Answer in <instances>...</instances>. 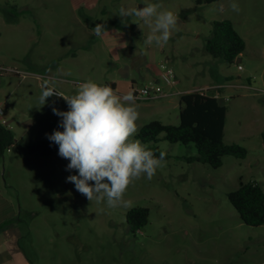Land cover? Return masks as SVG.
I'll return each instance as SVG.
<instances>
[{"label": "rangeland", "instance_id": "1", "mask_svg": "<svg viewBox=\"0 0 264 264\" xmlns=\"http://www.w3.org/2000/svg\"><path fill=\"white\" fill-rule=\"evenodd\" d=\"M239 2L248 19L240 18L238 31L263 45L254 51L249 44L239 63H228L204 49L212 21L220 20L217 3L0 0V65L17 70L0 74V118L9 120L14 135V144L0 157V181L17 206L14 224L32 264H264V223L244 224L227 196L247 182L258 183L264 191V31L259 30L257 37L245 35L262 17L264 4ZM150 3L178 17L163 46H146L151 29L134 16H119L121 7ZM97 24L105 28L102 36L93 34ZM115 26L122 28L118 40L126 45L118 53L119 61L104 40ZM132 52L139 67L130 73L135 86L153 82H146L151 73L140 67L160 75L165 62L175 80L173 86L159 83L166 95L150 100L151 107L135 100L137 132L152 120L177 125L183 91L213 94L223 86H209L227 82L233 86L220 93L226 106L223 141L244 147L246 156L226 155L217 168L189 162L186 157L196 154L193 144L171 143L160 133L155 144L166 158L156 174L151 180L143 175L134 178L123 194L126 205L109 208L88 201L66 182L68 161L58 155V146L47 135L62 131L52 109L67 111L68 106L56 95L42 105L40 86L64 97L75 95L88 80L104 84ZM60 77L67 79L59 82ZM130 140L150 145L135 135ZM135 206L147 207L149 215L146 225L132 233L125 214Z\"/></svg>", "mask_w": 264, "mask_h": 264}, {"label": "clouds", "instance_id": "2", "mask_svg": "<svg viewBox=\"0 0 264 264\" xmlns=\"http://www.w3.org/2000/svg\"><path fill=\"white\" fill-rule=\"evenodd\" d=\"M160 9L158 3L142 8L121 7L119 16H134L151 29L144 39L146 46H163L176 29L178 17ZM231 9L239 13L236 0ZM92 31L102 36L105 28L97 24ZM54 94L59 95L45 85L40 103L45 104L46 98ZM62 97L68 110L52 109L62 131L54 130L47 139L58 146V155L68 161L65 171L70 174L66 182L72 183L88 201L95 200L109 208L126 205L123 194L132 180L141 175L151 180L164 158L163 153L157 157L139 141L130 140L137 132L139 118L134 95L121 97L110 86L88 80L79 85L75 95Z\"/></svg>", "mask_w": 264, "mask_h": 264}, {"label": "trees", "instance_id": "3", "mask_svg": "<svg viewBox=\"0 0 264 264\" xmlns=\"http://www.w3.org/2000/svg\"><path fill=\"white\" fill-rule=\"evenodd\" d=\"M219 0H194L197 6L211 4ZM205 51L213 57L228 63L234 62L245 49L243 38L236 32L229 19L214 20L211 23L209 37L204 43ZM222 87L215 94L203 91H191L179 96L178 124H163L152 120L140 127L135 138L150 144L146 148L159 157L157 136L164 133V139L171 143H192L196 154L186 157L189 162L208 164L213 168L222 165V158L231 155L244 158L246 149L235 143L223 141L226 119V106L220 95ZM264 146V130L261 133ZM14 144V135L8 125L0 123V157ZM164 158L166 156L164 155ZM228 200L237 212L240 220L248 226L264 223V191L256 182H247L228 193ZM149 210L135 206L125 214L128 230L135 233L146 225Z\"/></svg>", "mask_w": 264, "mask_h": 264}, {"label": "crops", "instance_id": "4", "mask_svg": "<svg viewBox=\"0 0 264 264\" xmlns=\"http://www.w3.org/2000/svg\"><path fill=\"white\" fill-rule=\"evenodd\" d=\"M239 1L240 0H236V2L239 4V7H240L239 13L237 12L229 13L230 5H231L229 3H232L233 0H219L214 3L218 4L219 10H220L221 16L219 19H229L232 22L233 27L236 30V32L243 38L245 42V49L241 53V56H242L244 53L247 52V46L249 44L254 46V49H255L254 51H260V48L262 47L263 44H261L260 40H258L257 38H254L251 40L244 38L245 36H242V34L238 31L239 30L238 24H239L240 18L248 19V16H245L246 15L245 8L244 6L240 5ZM259 3L263 5L264 0H259ZM211 4H206V5H211ZM261 11H262L261 12L262 17H260V20H258L257 23L253 22L250 25L245 35H251V37H257L260 35L259 30L264 31V7H262ZM121 33H122V28L120 26L111 27L110 30L107 31V34H111V35L106 34L107 36L104 38V40L107 41V47L110 48L112 52L114 51L117 61H119V55H118L119 51L121 49L126 48V45L123 44L120 40H118L121 38V35H122ZM116 41L118 42L116 43ZM134 56H135L134 52L128 54L127 60L122 61V62L120 61V64H119L120 66H117L115 69H113L112 73L114 74V76H112L111 78H108L104 82V84H100V85L110 86L113 89V91L121 97L129 94L132 87H137L134 84L135 80L133 78H130L131 71H135L136 69H139V67L138 68L135 67ZM165 60L169 61L170 59L166 58ZM240 61L241 59L237 63H239ZM238 65H237V69L242 70V66L240 65L241 69H239ZM140 69H142V72L149 71L151 73V77L150 78L148 77L146 82L147 81L148 82L149 81L158 82V79H159L158 70H157L158 72V75H157V73L153 74L152 71H150L146 66L140 67ZM237 77L240 78L239 76ZM66 79L67 78L60 77L56 80L59 82H65ZM246 80L248 81V84L250 85L249 78H246ZM225 83L229 86H233L232 84H228L227 82ZM222 85L224 84L215 83L209 87L215 88L216 86H222ZM58 86L62 87V85H58ZM229 86H227V88ZM40 88L43 89L44 86L43 87L40 86ZM194 90L196 89L185 90L181 94L191 92ZM56 98L64 99L62 96L61 97L56 96ZM150 100L142 101V102H145L147 106L151 107L152 104L150 103ZM7 121L9 122V120H6V122ZM224 131H225V127H224ZM2 183L3 182L0 181V264H32L20 246V243H19L20 238H21L20 228L14 224V219L17 214V209H16L17 206L13 204L11 195L6 192V189L4 188Z\"/></svg>", "mask_w": 264, "mask_h": 264}, {"label": "built area", "instance_id": "5", "mask_svg": "<svg viewBox=\"0 0 264 264\" xmlns=\"http://www.w3.org/2000/svg\"><path fill=\"white\" fill-rule=\"evenodd\" d=\"M160 67L162 69L158 82H150L148 84H144L140 87H132L130 90V93H132L135 97L136 101H147L150 99L162 97L166 95L163 91L161 86L159 85L160 82H162L165 85L173 86L174 84V74L173 71L167 66L166 62L160 64ZM238 68L241 69V66L238 65ZM7 72H16V69H13L11 67H4L0 65V74L1 73H7ZM223 87H227L229 85L225 84L222 85ZM222 87V88H223ZM48 89H52L51 87H48ZM59 95L63 96L60 92H57ZM55 95V94H54ZM59 95H56L57 97H61ZM5 121L0 118V123H4Z\"/></svg>", "mask_w": 264, "mask_h": 264}, {"label": "water", "instance_id": "6", "mask_svg": "<svg viewBox=\"0 0 264 264\" xmlns=\"http://www.w3.org/2000/svg\"><path fill=\"white\" fill-rule=\"evenodd\" d=\"M240 60V58H237L235 61L238 62ZM8 121L7 122H4V125H8Z\"/></svg>", "mask_w": 264, "mask_h": 264}]
</instances>
